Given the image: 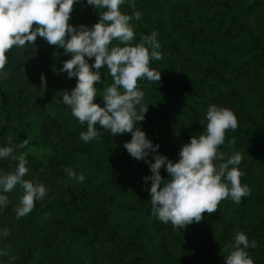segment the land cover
<instances>
[{
  "label": "rangeland",
  "instance_id": "374dc122",
  "mask_svg": "<svg viewBox=\"0 0 264 264\" xmlns=\"http://www.w3.org/2000/svg\"><path fill=\"white\" fill-rule=\"evenodd\" d=\"M137 0H134L136 2ZM184 0H167L155 6V10H159L167 23L172 20L173 12L178 4L183 3ZM253 6L249 7L246 17L250 18L255 8L261 11L264 21V0H244ZM103 9H96L87 4L85 6V19L91 22H98L99 12ZM121 11L125 14L131 15L132 8L129 7L128 0L121 5ZM152 7H147L143 12L144 23L150 27L151 33H157L156 39L160 44V51L162 55L161 60L150 59L149 67L161 72V78L164 82H150L146 79L138 81V87L144 91L143 105H148V110L145 114V119L136 122L135 127L140 125L144 132L153 131L161 142L158 152L170 158L174 154L175 145L178 140L185 143L190 142L193 135L199 136L204 130L201 121H205L207 108L216 104L222 107H228L237 116L238 127L235 131L231 129L226 131L225 143L219 147V151H223L228 155L233 152H240L242 154V162L239 165L240 170L245 173V168L248 164L253 166L251 170V180L248 184L251 189V194L247 195L250 199L246 223L247 227L244 229H234L233 235L243 231L249 241L252 240L251 232L257 234H264V66L258 69L256 77H235L222 80L220 78H210L207 85L202 87L199 91L190 89V82L197 76L204 74V69L195 63L192 55L198 54L202 59V63L209 65H216L222 63L220 50H231L230 38H226L223 32L217 27V22L220 19V12L216 8L203 10L198 6L197 2L193 1L192 10V26L195 27L194 39L191 41L187 36L182 37V50L191 59L189 68V81L185 89L181 92L182 103L175 104L172 108V116L177 121L174 124L176 131H161L159 129V105L162 99L166 98L169 93V77L174 73L173 55L170 51V46L167 39L160 33L159 27L155 22V14ZM80 16L70 15L69 23L74 27H79L81 24L85 25L86 20ZM131 26L135 32V39L132 42L139 43L141 31L136 21H130ZM36 25H33L35 29ZM203 29V31H202ZM118 43L113 41V45ZM111 47V45H110ZM21 50V60L12 63L13 71L3 75L0 78V83L5 85L6 90L11 95V109L17 114L26 115L29 111L28 106H22L17 103L18 91L15 84L18 83L22 89V94L30 98L33 95L36 87V80H38L39 89L42 91L56 89L68 90L72 81L76 77L69 78L66 72H60L58 75L41 72L35 64L33 45L26 47H16ZM151 51V49H149ZM94 63V57L91 58L89 64ZM44 74L46 79V86H42L41 74ZM101 81L96 83L97 97L96 103L104 106L102 93L106 86L112 84V77L108 74L106 66L100 69ZM34 76V78H33ZM36 83V84H35ZM218 90V94L214 96L213 87ZM123 91L122 89H120ZM206 90V93L204 92ZM188 107L196 110L197 123L193 124L192 119L187 117ZM140 106H137L139 112ZM97 131L100 133L99 137L89 141L94 147V156L92 161V168L87 176H85L82 184L88 189L90 194V202L92 205H114V200L121 198L119 210L116 212V218L113 219V226L119 230L123 238L133 236L135 234L134 228L140 226L141 235L137 239L146 240V248L143 243L138 242L134 252L140 256L138 264H180L181 257L187 253L186 246L182 243L181 231H187L189 225L184 228H174L171 222L165 224L164 235L166 237V244L159 245L155 248V243L147 239L156 236V230L153 228L152 218L149 216H141L139 212L134 209L138 206L140 201V193L138 187H144V193L149 195L151 187V180L145 181V176H151L149 164L145 160H138L132 157L124 148V143L131 140V133H124L120 135H112L110 131L99 128L97 124ZM6 136L1 139V145L5 146L7 142ZM234 140V144H229V141ZM54 142L59 146V155L55 172L61 183L67 182V177L64 174V168L60 162L66 161V155H70L71 137L68 132L63 130L54 133ZM79 142L85 144L82 139ZM121 153L126 151L124 157L112 167L105 169L103 167L102 159L110 152ZM147 160L154 162V155L148 156ZM27 166H37L40 160L36 154L29 153L27 156ZM218 163V162H217ZM0 165L9 168V158L0 159ZM126 172L128 175H126ZM162 177H167L168 172L166 167L160 169ZM106 174L113 175L117 179H122L126 189L123 191L119 189L117 181L112 177H107ZM8 196V204L0 206V218L4 222L3 230L8 231L14 242L10 245L9 255L14 264H45V258L49 254V249L43 240L44 226L47 220L65 219L67 211L62 206L58 199H51L47 205L39 207L35 205L33 210L26 216L17 218L16 208L19 204L16 194L12 190L9 193H3ZM242 199L239 204L235 203L230 198L229 208L240 209L242 206ZM6 210V213L3 212ZM218 210L209 215L207 214L199 222L197 235L200 243L199 251L193 254L195 261L192 264H225V255L229 246L234 242L232 239H224L222 237L221 225L219 222ZM47 214V218H45ZM257 241V247L253 250L247 249L249 255L252 257L254 264H264V243L263 238ZM60 243V236L52 244L51 250ZM33 249V258L26 260L22 258L23 254H27L29 250ZM120 251L117 245L111 244L107 241H100L95 243L88 249H82L78 242H71L69 246L62 247L61 251L54 249V254H57L58 264H115V252Z\"/></svg>",
  "mask_w": 264,
  "mask_h": 264
},
{
  "label": "clouds",
  "instance_id": "9594fccd",
  "mask_svg": "<svg viewBox=\"0 0 264 264\" xmlns=\"http://www.w3.org/2000/svg\"><path fill=\"white\" fill-rule=\"evenodd\" d=\"M76 2L78 0H0V70L7 63L6 53L14 46H35L38 36L70 53L71 58L63 62L60 71L67 72L69 78L76 77L77 83L70 92H63L62 99L70 107L72 116L81 124H87V131L80 133V139L87 143L98 138L97 124L112 135L131 133V140L124 143V148L132 157L149 164L152 175L145 176L144 180H151V211L161 222H171L174 228L185 229L193 222L199 223L204 213H215L221 201L231 198L239 204L242 197L250 195L249 186L241 183L242 154L237 151L228 155L218 150L225 143L226 131H235L238 127L233 110L210 105L206 123L201 121L204 130L181 146L178 161L160 154L159 145H154L140 127H135L136 122L145 119L148 110V105H143L145 93L139 89L138 81L159 83L161 80V72L149 67L150 59H162L157 33L153 31L151 35L142 36L139 43H132L135 32L130 21L139 20L142 13H123L121 5L126 0H87L89 5L104 11L99 12L98 22L91 27L83 24L74 27L69 20ZM128 4L135 9L134 0H128ZM113 41L118 43L113 45ZM85 57H94V63L90 65ZM105 66L113 82L104 88L101 96L104 106H101L94 101L96 83L101 81L100 69ZM41 81L45 87L43 73ZM137 106H140L139 112ZM28 143L25 139L14 144L9 136L6 145L0 147V159L18 160L14 171H0V206L9 202L3 193L11 192L17 185L23 190L16 208L17 218L28 215L35 201L42 200L47 191L39 181L24 179L29 171L26 155H13L14 149H23ZM234 143V140L229 141L230 145ZM150 152L154 154V162L147 160ZM165 165L169 178L160 173ZM64 171L78 182L85 179L83 174L77 176L70 168ZM8 234L7 230L3 231L4 236ZM233 240L225 255V264H254L247 249L257 247V241H249L243 231L236 233Z\"/></svg>",
  "mask_w": 264,
  "mask_h": 264
},
{
  "label": "trees",
  "instance_id": "16d2710c",
  "mask_svg": "<svg viewBox=\"0 0 264 264\" xmlns=\"http://www.w3.org/2000/svg\"><path fill=\"white\" fill-rule=\"evenodd\" d=\"M193 1L197 2L198 6L203 10L216 8L220 12V19L217 22V27L223 32L224 37L230 38L231 50H220L222 63L216 65H209L202 63V59L198 54H193L195 63L199 64L204 69V74L195 77L189 84L190 89L199 91L202 87L206 86L210 78H220L222 80L235 78V77H256L259 72L258 69L264 66V21L261 11L255 8L251 17H246L249 7L252 3H247L244 0H184L183 3L178 4L173 12L172 20L167 23L163 14L159 10H155V6L167 0H137L135 2L134 11L142 13L139 20L133 19L138 23L141 31V36L151 35L150 27L144 23L143 12L147 7H152L155 14V22L159 27L160 33L167 39L170 51L173 55V68L174 73L169 77V95L162 99L159 105V129L161 131H176L174 124L177 121L172 116V108L175 104L183 102L181 92L185 89L189 81V68L191 59L182 50V37L187 36L191 41H195L194 32L195 27L192 26V10ZM87 0H78L73 6L71 15L85 17V6ZM85 19V18H84ZM86 20V19H85ZM96 22L87 21L85 25L91 27ZM203 31V29H202ZM136 44V43H134ZM36 67L41 71L53 76L58 75L63 62L71 58L70 53H65L64 48L57 45H50L44 38L37 37L35 46L33 45ZM21 50L15 46L6 53L7 63L3 70H0V78L13 71L12 63L21 60ZM88 59L87 57H85ZM91 59H88L90 62ZM67 73V72H66ZM34 78V76H33ZM37 84L35 91L30 98L22 94V89L18 83L15 87L18 91L17 103L19 105L29 108L26 115H20L12 111L11 95L6 90L5 85L0 83V145L1 139L6 136L13 138L14 144L22 143L25 139L29 141L27 147L23 149H14L13 155L23 153L26 159L29 153L36 154L40 160L37 166L26 167L29 169L24 179L33 182L39 181L44 184L47 191L42 200L35 201V205L43 207L51 201V199H58L62 206L67 211L65 219H49L46 221L43 232V240L47 245L49 254L45 258V264H58L57 254H54V249L61 251L62 247L69 246L71 242L79 243L80 248L88 249L95 243L100 241H107L111 244L117 245L118 251L115 252V264H138L140 256L134 252L138 242L143 243L146 248V240H134L140 237V226L135 227V234L123 238L114 226L113 219L116 218V212L119 210L121 198L114 200V205H92L90 202V194L88 189L76 179L70 177L65 171L67 182L61 183L55 172L57 160L59 161V146L54 142V133L65 130L71 137L70 142V155H66V161L60 162L65 169L70 168L76 172L77 176L83 174L84 177L88 175L90 168H92V161L94 156V147L91 142H79L80 133L87 131V124H81L71 114L69 106L63 102V92L71 91L76 86L77 78H74L68 90L50 89L42 91L39 89L38 80L35 78ZM141 79L139 81H143ZM165 80V79H164ZM161 78L160 82H164ZM159 82V83H160ZM214 96L218 94V90L214 88ZM206 93V90L204 91ZM27 105V106H26ZM197 111L188 107L186 112L187 117L192 119L193 124L197 123ZM264 127V124L261 125ZM143 128L137 125V128ZM144 131V130H143ZM146 133V132H145ZM147 137L151 139L154 145L161 146L159 137L153 132L148 131ZM185 142L178 140L174 154L169 159L173 162L179 160V152L181 146ZM126 151L116 153L110 151L103 159L104 170L112 167L120 161ZM153 156V153H149ZM18 164V160H13L9 157L10 171H14ZM166 167L163 166L162 168ZM251 170L253 166L248 164L245 168V173L241 177L242 184L250 183ZM0 171L8 172L9 169L0 165ZM126 175L128 173L126 172ZM107 177H112L117 181L119 189L125 190L126 187L122 179H117L113 175L106 174ZM169 178V174L167 177ZM144 187L139 186L138 192L140 193V201L136 209L141 216H149L153 221V228L156 230V236L147 239L155 243L157 249L159 245H165L166 237L164 235L165 224L161 222L157 216H154L151 211L150 195L144 193ZM13 191L19 201V197L23 195L22 188L17 185ZM230 198L220 202L219 222L222 230V237L224 239H232L234 237V229H244L247 227V209L250 202L248 196L242 199V206L240 209H230ZM6 213V210L3 209ZM208 213H204L205 217ZM199 223L193 222L189 225L187 231H181L182 243L186 246L187 253L180 259V264H192L195 261L193 254L199 251L200 243L197 235ZM4 222L0 218V264H14L11 260L10 245L14 239L10 236L3 235ZM252 240L263 238L264 234H257L251 232ZM60 236V243L54 249H50L52 244ZM32 247L27 254H23L22 258L25 261L33 258ZM254 248H249L253 250ZM94 264V263H93Z\"/></svg>",
  "mask_w": 264,
  "mask_h": 264
}]
</instances>
